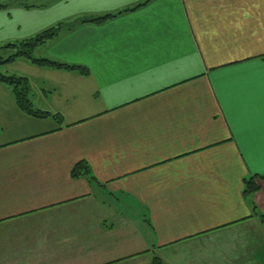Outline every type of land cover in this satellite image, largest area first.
<instances>
[{"label":"crops","instance_id":"crops-1","mask_svg":"<svg viewBox=\"0 0 264 264\" xmlns=\"http://www.w3.org/2000/svg\"><path fill=\"white\" fill-rule=\"evenodd\" d=\"M142 1L0 0V44L70 23L35 51L89 69L3 67L50 114L0 85V264H264V0L81 21Z\"/></svg>","mask_w":264,"mask_h":264},{"label":"trees","instance_id":"trees-1","mask_svg":"<svg viewBox=\"0 0 264 264\" xmlns=\"http://www.w3.org/2000/svg\"><path fill=\"white\" fill-rule=\"evenodd\" d=\"M151 0H144L134 7L123 9L117 13H107L104 15H100L98 17L82 19V22H91L96 24L104 23L124 12L135 10ZM12 3H1L0 2V10L7 9L11 6ZM21 4L25 8H31L34 6H43V5H34L29 4L25 1H20ZM72 27L70 23L59 22L41 32L35 34L32 37L11 41L4 44H0V85L7 84L12 87L14 96L16 98L18 106L26 111L28 114L36 116V117H45L50 113L46 111H41L35 109L29 97L30 84L27 76L17 75V74H8L4 72L3 67L9 63L16 61L19 58H25L31 61L33 64H36L41 67H50L54 69H63V70H76L81 74L88 75L89 69L82 65L77 64H69L65 62H60L57 60H53L47 57H37L35 56V50L38 46L47 42L49 39L54 38L59 34L61 30L64 28ZM70 27V28H71ZM53 117L57 118L58 114H52ZM72 175L74 177L85 176L90 182H97L94 175H92L90 167L87 162L81 161L77 165L74 166L72 170ZM260 179H264V175H253L249 178L245 179V194L250 195L254 194L258 190H260L261 185L259 183ZM254 214L259 216L261 223L264 225V214L258 213L255 209ZM152 264H163V261L158 257H154Z\"/></svg>","mask_w":264,"mask_h":264},{"label":"rangeland","instance_id":"rangeland-1","mask_svg":"<svg viewBox=\"0 0 264 264\" xmlns=\"http://www.w3.org/2000/svg\"><path fill=\"white\" fill-rule=\"evenodd\" d=\"M35 56H37V57H40V52H39V50H37V51H35ZM17 75H19V74H17ZM21 75V74H20ZM6 87H8V89H11L12 90V87L11 86H9V85H6ZM30 87H31V85H30ZM43 87V86H42ZM31 88H33V90L34 89H37V86L35 85L34 87L32 86ZM33 96V95H32ZM42 97H44V96H42ZM43 101V100H42ZM33 107L35 108V109H38V110H41V111H43L44 110V108L46 109V108H48V105H33ZM7 114H8V112H7ZM12 118H14L15 116L13 115V116H11ZM48 123V122H47ZM3 129H1L0 128V131H2Z\"/></svg>","mask_w":264,"mask_h":264}]
</instances>
